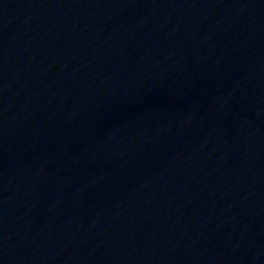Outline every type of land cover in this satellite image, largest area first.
Masks as SVG:
<instances>
[{
  "label": "water",
  "instance_id": "water-1",
  "mask_svg": "<svg viewBox=\"0 0 264 264\" xmlns=\"http://www.w3.org/2000/svg\"><path fill=\"white\" fill-rule=\"evenodd\" d=\"M0 264H264V0H103L0 75Z\"/></svg>",
  "mask_w": 264,
  "mask_h": 264
}]
</instances>
